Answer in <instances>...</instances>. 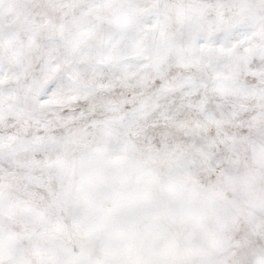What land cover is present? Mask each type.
Wrapping results in <instances>:
<instances>
[{
    "label": "snow or ice",
    "instance_id": "6c2138e0",
    "mask_svg": "<svg viewBox=\"0 0 264 264\" xmlns=\"http://www.w3.org/2000/svg\"><path fill=\"white\" fill-rule=\"evenodd\" d=\"M0 264H264V0H0Z\"/></svg>",
    "mask_w": 264,
    "mask_h": 264
}]
</instances>
